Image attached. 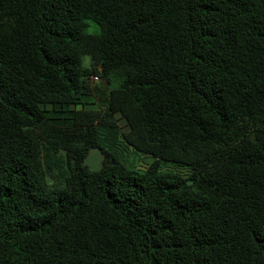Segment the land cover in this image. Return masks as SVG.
Listing matches in <instances>:
<instances>
[{"label":"trees","instance_id":"1","mask_svg":"<svg viewBox=\"0 0 264 264\" xmlns=\"http://www.w3.org/2000/svg\"><path fill=\"white\" fill-rule=\"evenodd\" d=\"M0 264H264V0H0Z\"/></svg>","mask_w":264,"mask_h":264},{"label":"rangeland","instance_id":"2","mask_svg":"<svg viewBox=\"0 0 264 264\" xmlns=\"http://www.w3.org/2000/svg\"><path fill=\"white\" fill-rule=\"evenodd\" d=\"M88 26L89 25L87 24V28H88ZM123 78L124 77L120 73H118V72L117 73L116 72L113 73L112 78H111V80H112L111 85L121 86L123 84ZM91 84L96 90L93 91L92 100L91 99L88 100L89 101L88 103L89 104L93 103V105H89L88 107L92 108V109H98V108H100V104H101L100 100L104 99L106 97V95H107V92H108V89L104 88L103 85H108V84L104 80H101L99 82L94 80ZM109 87H111V86H109ZM114 119H116V122L120 126H122V128L124 127V122H123V120H121L119 118L118 115H116ZM135 160H136L135 155H133L132 153L128 152V157H127L128 163L135 164ZM41 162H42V156H41V154H38L37 163H36L38 170L41 168ZM60 166H61V170H63V172L66 171V166H65V163H64L63 160H62V164H60ZM172 168L173 167H171V166H167L166 167V169H172ZM177 170L181 171L182 173H187L186 169H181L180 168V169H177ZM61 181H62L61 177L58 176V174H56V173H54L52 175V178H49V183L50 184H60Z\"/></svg>","mask_w":264,"mask_h":264},{"label":"water","instance_id":"3","mask_svg":"<svg viewBox=\"0 0 264 264\" xmlns=\"http://www.w3.org/2000/svg\"><path fill=\"white\" fill-rule=\"evenodd\" d=\"M103 155L98 148L89 150L83 160V164L88 167L90 171H99L102 167Z\"/></svg>","mask_w":264,"mask_h":264},{"label":"clouds","instance_id":"4","mask_svg":"<svg viewBox=\"0 0 264 264\" xmlns=\"http://www.w3.org/2000/svg\"><path fill=\"white\" fill-rule=\"evenodd\" d=\"M85 23L89 25L87 28V32L89 35H97V36L100 35L101 30L97 24L91 21H86ZM83 60H84V63L82 64V67L86 68L88 64L90 63V58L84 57Z\"/></svg>","mask_w":264,"mask_h":264},{"label":"built area","instance_id":"5","mask_svg":"<svg viewBox=\"0 0 264 264\" xmlns=\"http://www.w3.org/2000/svg\"><path fill=\"white\" fill-rule=\"evenodd\" d=\"M92 80H93V81H94V80L96 81L97 79H96V77H92Z\"/></svg>","mask_w":264,"mask_h":264}]
</instances>
